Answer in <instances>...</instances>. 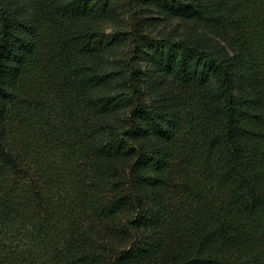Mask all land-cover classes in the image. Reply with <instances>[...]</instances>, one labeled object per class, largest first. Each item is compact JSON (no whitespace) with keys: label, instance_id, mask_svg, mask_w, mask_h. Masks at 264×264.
I'll list each match as a JSON object with an SVG mask.
<instances>
[{"label":"trees","instance_id":"obj_1","mask_svg":"<svg viewBox=\"0 0 264 264\" xmlns=\"http://www.w3.org/2000/svg\"><path fill=\"white\" fill-rule=\"evenodd\" d=\"M0 264H264V0H0Z\"/></svg>","mask_w":264,"mask_h":264}]
</instances>
